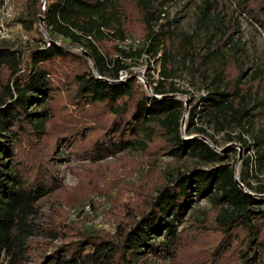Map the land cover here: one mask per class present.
I'll return each mask as SVG.
<instances>
[{
  "label": "trees",
  "instance_id": "16d2710c",
  "mask_svg": "<svg viewBox=\"0 0 264 264\" xmlns=\"http://www.w3.org/2000/svg\"><path fill=\"white\" fill-rule=\"evenodd\" d=\"M43 1L16 0L9 25L19 26L26 39H0V264H153L150 253L169 255L173 264H181L185 253V264H264V208H258L264 185L251 181L264 169V96L248 106L252 88L240 84L244 73L236 86L227 81L217 46L201 59L214 69L207 93L188 108L176 82L184 62L180 50L174 52L172 25L162 18L159 0H128L141 15L144 34L129 49L111 43L127 38L126 0H45V9ZM238 3L264 29V0ZM203 5L204 11L211 1ZM190 44L186 59L194 56ZM159 53L160 78L152 92L132 71L119 80L130 68L128 59ZM199 113L229 140L252 147L254 156L225 163L205 127L189 137ZM232 125L241 130L238 137L231 136ZM126 151L195 159L201 166L191 163L162 180L134 185L127 163L114 164L112 183L89 202L96 210L100 198L107 200L106 221L114 216L111 208L120 207L124 215L114 234L90 225L81 200L73 206L79 219L72 225L63 211L43 222L41 201L63 192L56 166L66 152L96 165ZM200 198H209L216 210V241L199 229L180 228ZM186 234L196 235V242Z\"/></svg>",
  "mask_w": 264,
  "mask_h": 264
},
{
  "label": "rangeland",
  "instance_id": "374dc122",
  "mask_svg": "<svg viewBox=\"0 0 264 264\" xmlns=\"http://www.w3.org/2000/svg\"><path fill=\"white\" fill-rule=\"evenodd\" d=\"M204 1L159 0L158 2L159 10L164 11L161 13L162 18L165 21H169L172 25L174 52L177 53L180 50L178 52L180 60L185 63H179L181 71L176 80L178 86L184 91L182 98L189 102L188 108L190 105L201 104V97L207 93L206 90L210 86L211 81L210 77L214 75L213 66L211 65L209 69H206V66L201 64V59L210 50L215 51L214 49L219 46L221 48L218 50L221 53L219 58L220 62L224 64L227 81L234 85L236 79L244 73V76H241L240 84H242L245 91L248 88H252V99L248 100V106L252 108L256 101L253 99L256 97L261 99L264 96V29L254 18L247 16L244 11L240 10L238 7L239 0H210L211 6L203 11ZM125 10L127 38L123 41L116 40V42L111 43L118 44L124 49H129V45L133 44L136 46L144 39L143 24L140 13L133 8L132 1H125ZM19 29V26H13L12 37L10 38L12 43H20L26 39L24 33ZM59 40L61 41V39ZM189 41H191V44L188 47H191L194 55L193 59L185 58V48ZM106 43L109 44V42ZM118 54L120 53L115 52V55ZM215 54L217 55V52ZM160 56L161 53L154 57L143 55L137 61L128 59L127 62L130 65L129 70H126L128 76L130 75L129 72L132 71L138 82L152 92V86L156 84L154 80L160 78ZM190 68L193 69L194 73H190ZM205 71H208V73L205 74ZM189 120V116L186 114L182 120L183 132H187L185 124ZM195 127H205L207 129L209 135L212 136V138L208 137L209 142L218 152L225 155V163L232 164L237 158L242 160L246 157L254 156L252 147L244 148L237 140H229L226 132L218 131L219 129L215 123L209 122L202 113H199L194 118L189 137L199 135L195 131ZM229 131L232 137H238L241 133V130L235 125H232ZM204 138L206 137L204 136ZM122 160L127 163L128 169L135 173L133 177L128 179L134 185H142L145 178L162 180L164 175L176 172L178 169L185 170L191 163L201 166L199 160L177 159L168 155L153 156L141 151H126L118 158H109L95 165L89 161L81 160L74 153L66 152L63 160L56 166L62 179L63 192L56 196L46 197L41 201L40 217H42L43 222L49 221L50 218L57 219V214L63 211L69 216L65 220L66 223L72 225L74 220L79 219L76 212H74L73 206H76V201L81 200L83 204L87 202L85 212L91 218L89 221L90 225L101 227L109 234H114L119 218L122 220L124 215L120 207L117 205L118 210L112 207L111 211H113L112 214L114 216L106 221L102 214L110 208V204L106 203L107 200L100 198L102 205H100V202L97 203L96 210L89 202L94 197L98 199L95 193H101L105 185L112 183L114 171L111 168ZM141 169H143L142 172ZM251 170L252 173H256L255 162L252 163ZM239 172H241V169H239ZM258 173L259 180L252 176L251 181L253 185L257 183L264 185V169ZM258 208L263 209L264 204H259ZM215 213L216 210L209 198L194 200L180 228L186 229L188 232L199 229L200 234L208 235L213 241L219 235L214 224ZM84 217H87V215H84ZM127 219L129 220L128 222L131 221L130 218ZM186 237L196 242V235L186 234ZM160 240H163V236L160 237ZM188 248L187 245L185 251ZM149 255L153 264H173L169 255L162 258L155 257L152 253ZM186 262L188 261L185 253V258L181 260V264Z\"/></svg>",
  "mask_w": 264,
  "mask_h": 264
},
{
  "label": "built area",
  "instance_id": "2783aa9c",
  "mask_svg": "<svg viewBox=\"0 0 264 264\" xmlns=\"http://www.w3.org/2000/svg\"><path fill=\"white\" fill-rule=\"evenodd\" d=\"M15 5L16 0H0V39H10L12 37L13 28L9 25V21L14 15ZM43 9H45V2L43 3ZM127 77L128 72L121 70L119 80H124Z\"/></svg>",
  "mask_w": 264,
  "mask_h": 264
},
{
  "label": "water",
  "instance_id": "95a60500",
  "mask_svg": "<svg viewBox=\"0 0 264 264\" xmlns=\"http://www.w3.org/2000/svg\"><path fill=\"white\" fill-rule=\"evenodd\" d=\"M189 102H187V106H188Z\"/></svg>",
  "mask_w": 264,
  "mask_h": 264
}]
</instances>
